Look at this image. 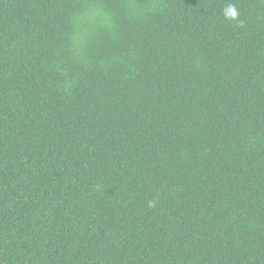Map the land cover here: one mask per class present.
<instances>
[{
	"label": "trees",
	"instance_id": "16d2710c",
	"mask_svg": "<svg viewBox=\"0 0 264 264\" xmlns=\"http://www.w3.org/2000/svg\"><path fill=\"white\" fill-rule=\"evenodd\" d=\"M0 264H264V0H0Z\"/></svg>",
	"mask_w": 264,
	"mask_h": 264
},
{
	"label": "clouds",
	"instance_id": "9594fccd",
	"mask_svg": "<svg viewBox=\"0 0 264 264\" xmlns=\"http://www.w3.org/2000/svg\"><path fill=\"white\" fill-rule=\"evenodd\" d=\"M223 15L225 19H231L234 21H238L239 17V12L238 9L234 5H228L224 10H223ZM241 24L243 23L242 21H239ZM155 204L154 201H149V207H153Z\"/></svg>",
	"mask_w": 264,
	"mask_h": 264
}]
</instances>
